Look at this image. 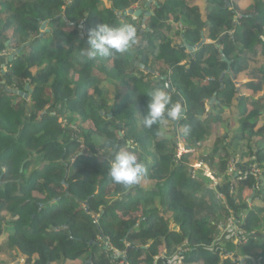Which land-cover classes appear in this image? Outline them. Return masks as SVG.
Masks as SVG:
<instances>
[{
    "label": "trees",
    "instance_id": "trees-1",
    "mask_svg": "<svg viewBox=\"0 0 264 264\" xmlns=\"http://www.w3.org/2000/svg\"><path fill=\"white\" fill-rule=\"evenodd\" d=\"M192 1L0 0V253L11 251L12 264H113L112 248L128 264H155L179 248L183 264H264V95L257 97L264 91V0L245 13L253 15L249 25L235 23L239 9L227 0H209L218 27ZM136 4L151 12L145 24V13L126 15ZM102 23L135 24L137 44L123 55L87 59L81 53L88 32ZM202 40L211 43L188 49ZM260 62L261 80L244 84L246 95L236 82ZM143 69L147 77L138 75ZM98 74L127 88L126 95L110 103ZM165 84L186 108L179 123L169 122V133L143 124L148 92ZM233 108L236 130L194 159L220 179L210 188V177L193 172L191 157L178 156L179 144L199 153ZM185 124L192 129L187 136ZM235 138L258 139L255 151L243 145L238 157ZM97 147L103 159L88 153ZM124 147L148 169L133 187L108 176L107 156ZM237 157L249 164L244 181L229 174ZM247 189L255 194L250 203ZM231 216L245 245L218 238Z\"/></svg>",
    "mask_w": 264,
    "mask_h": 264
},
{
    "label": "clouds",
    "instance_id": "clouds-1",
    "mask_svg": "<svg viewBox=\"0 0 264 264\" xmlns=\"http://www.w3.org/2000/svg\"><path fill=\"white\" fill-rule=\"evenodd\" d=\"M138 42L137 27L133 23L111 26L98 24L88 32L86 48L82 55L89 60L98 57L109 58L129 52ZM147 96L149 102L143 115V124L151 129L154 125L167 126L169 122L179 123L185 115L186 108L181 101H173L168 86H157ZM191 125L183 126L185 136L191 133ZM108 176L112 182L124 187L139 185L147 173V166L135 151L119 148L107 156Z\"/></svg>",
    "mask_w": 264,
    "mask_h": 264
},
{
    "label": "rangeland",
    "instance_id": "rangeland-1",
    "mask_svg": "<svg viewBox=\"0 0 264 264\" xmlns=\"http://www.w3.org/2000/svg\"><path fill=\"white\" fill-rule=\"evenodd\" d=\"M148 3V2H147ZM105 4L107 5V6H110V4H108V2H105ZM152 5V4H151ZM139 7V5H134V7H133V9L135 10V11H137V8ZM144 9H142V11H143ZM144 12H145V10H144ZM140 16H143L144 17V14L142 13ZM178 27H182V25L180 24V25H178ZM86 32H88V30L86 31ZM262 62V61H261ZM261 62L260 63H258V64H256L255 65V63H253L255 66H253V67H255V69H251L250 70V72L252 71H258V69H257V67H259V66H261ZM183 64H185V62L183 63ZM107 66H111L112 65V62L110 61L109 63H107L106 64ZM96 71V70H95ZM4 72H6V70L4 69ZM97 72V71H96ZM95 72V73H96ZM99 75V77L102 79V89L105 91V93L107 94V96L109 97V100H110V103H113L115 100H116V98L117 97H123V96H125L126 95V93H127V88H125V87H122V86H120L119 85V83H117V82H114V81H111L107 76H105V75H102V74H98ZM138 75L139 76H148V72H146V70L145 69H143V70H139L138 71ZM137 75V76H138ZM158 73H152V75H151V77L149 78L151 81H153V82H155L157 79H158ZM244 92H246L247 93V89L245 88V91ZM264 92V91H263ZM263 92H260L258 95H260V96H262V94L264 95V93ZM248 95L250 94V92H248L247 93ZM228 114H230V117L229 118H227L225 121L226 122H223V123H220V124H217L216 125V127H214V133H213V138L211 139V140H209V141H207L206 143H204L203 145H206V146H203V148L204 149H200V151H199V153L197 152V153H195L194 155H193V152H191V151H186L185 150V152H183L184 151V149L182 150V153L181 154H183L184 156H188L189 158L191 157V163H192V165H193V167H196L198 164H199V162L198 161H195L196 159H198L197 157H199V156H202V155H204V156H206L210 151H211V148H212V141H213V139H215V138H217V137H224L225 135H226V133L228 132V131H231V130H234V128L232 127V123H233V121L234 122H236V124L238 123V121H237V119H238V117L239 116H237V117H235V115H238V111H237V109H231V110H228L227 112H226V114H225V116H227ZM60 121H62V119H60ZM63 124L65 125L66 124V122H63ZM142 126V123L140 122V120H139V122H138V127L140 128ZM77 126H75V125H72V128H76ZM173 130V125L170 123V124H168L167 126H162V131H164V133H169L170 131H172ZM121 135V134H120ZM78 135H76V137H77ZM176 138H179V141H181V139H180V137H176ZM78 139H80V140H82L83 138L81 137V136H78ZM229 141H231V140H229ZM256 141H258V139H253V141L250 143V144H246V143H244V142H241L240 144H238L237 142H238V140L235 138V140L234 141H232V142H230L231 144L232 143H235L234 145H235V147H236V145H239L238 146V148L236 149L237 150V155H238V157L240 156V154H241V152H243V150L244 151H246V148H242V146L243 145H250V147H251V149L252 150H254L255 151V143H256ZM180 145H181V143L179 144V152H180ZM127 147H124V149H126ZM81 149L82 150H84L85 149V146L84 145H82L81 146ZM90 155H93V156H95V157H98V159H103V151H101L98 147L95 149V151L92 149H90V151L88 152ZM199 155V156H198ZM181 157V156H180ZM238 157H237V159H232L231 160V162L233 161V160H238ZM195 159V160H194ZM149 160H151L150 158H149ZM231 164V163H230ZM254 166V165H253ZM255 167V166H254ZM255 170V169H254ZM256 173V172H255ZM257 174H259V171L257 172ZM258 179H260L259 177H258ZM218 180V184H219V181H220V179H217ZM155 183L154 182H152V181H147L146 182V186L147 187H152L153 185H154ZM217 186H215L213 183L210 185V188H216ZM252 194H253V192L250 190V189H247L246 190V192H245V198H246V200H248V202L250 201L251 202V200H250V196H252ZM220 196V195H219ZM219 198V197H218ZM219 199H221V198H219ZM225 198H222L221 200L222 201H225L224 200ZM171 228L172 229H175L174 228V225H171ZM178 229V228H177ZM241 228H240V224L238 223H236L235 222V217L234 216H231V218L229 219V224L227 225V226H225L224 227V229L223 230H221V231H219V234H218V238H221L222 236L225 238H229V237H232V236H234L235 237V240H236V238H237V232L240 230ZM244 238H246V237H244ZM244 238L242 237V239H239V238H237V240L235 241L234 240V244L235 245H239L240 243H242L243 245H245L246 243H247V241H248V239L246 238V240H244ZM223 240V239H222ZM242 241V242H241ZM223 243V242H222ZM238 253V252H237ZM166 254H167V256H168V253L166 252ZM158 257V256H157ZM231 257H234L235 258V256H234V254L233 255H231ZM241 258H243L242 256L241 257H238V259H241ZM16 261V258H15V256L13 255V253L11 252V251H9V250H4L3 252H1L0 253V262L1 263H3V264H12L13 262H15ZM21 263H23V262H21ZM77 264H82L83 263V261H78V262H76Z\"/></svg>",
    "mask_w": 264,
    "mask_h": 264
},
{
    "label": "crops",
    "instance_id": "crops-1",
    "mask_svg": "<svg viewBox=\"0 0 264 264\" xmlns=\"http://www.w3.org/2000/svg\"><path fill=\"white\" fill-rule=\"evenodd\" d=\"M209 0H194L190 3L191 6H196L200 9L201 13H209L207 19L210 20V22L214 23L215 27H218L220 25V17L215 13V11H212V9L210 8L209 5ZM254 0H231V5L228 7L234 8L237 7L238 10V14L235 18V23H238V20L242 21V23L244 25H249V23L246 22V19H251V17H253L252 14L248 13L245 14L246 12L249 11V8L253 5ZM228 5V3H227ZM142 11V10H141ZM146 11V10H145ZM144 12V10H143ZM247 17V18H245ZM263 30H264V19H263ZM207 43H211V41L207 40ZM215 45V43H213ZM260 60H263L264 63V56L260 57ZM247 67H245L246 69ZM250 68L246 69L245 72L242 73V81H238L240 84L236 83L237 86H239V88H241L243 90V92L245 91V87H243L244 84L250 82V81H254V82H259L261 80V75H259L255 70L252 72H250ZM245 93V92H244ZM248 93V90H247ZM247 93H245L247 95ZM264 93V92H263ZM263 95V94H262ZM257 97H260V95H258ZM239 115H235V117H237ZM230 117V114H228L227 116H224L223 119H227ZM232 127L234 128V130H236V122L233 121L232 123ZM250 162L254 163V166H256V163L254 162V159H250ZM239 164V165H238ZM238 167L237 171L235 173V175L238 176H243L245 173H247V171H249L247 168L249 167V164L246 163V161L244 162H239L238 160ZM262 177V173L259 172V178ZM250 203V201H249ZM175 229H177V227L174 226ZM158 263H163V260L161 257H156L155 258V262ZM78 262V261H77ZM77 264V263H75Z\"/></svg>",
    "mask_w": 264,
    "mask_h": 264
},
{
    "label": "built area",
    "instance_id": "built-area-1",
    "mask_svg": "<svg viewBox=\"0 0 264 264\" xmlns=\"http://www.w3.org/2000/svg\"><path fill=\"white\" fill-rule=\"evenodd\" d=\"M180 149L181 150H180L179 155H178L179 157L183 155V154H181L182 153V150L184 149L183 152H185V150H186L185 147L183 146V144L180 145ZM237 164H238V160H233L231 162V164L229 165V174L230 175H233L234 173H236V171H237V168H236ZM193 169H194V171H193L194 173L196 171H203L205 176L211 178V180H212V182H213V184L215 186L218 185L217 178H215L213 176V174L210 171V169L204 163L199 162V164L196 167H193ZM252 172L253 173H255V172L257 173L258 170H254L253 169ZM236 176H238V175H236ZM240 179L243 180V181L246 180L247 179V173H245L243 176H241ZM219 195H218L219 198H221V199L224 198V196L222 194H219ZM237 238L242 239L241 237H238V236H237ZM237 238H236V240H237ZM244 240H246V238H244ZM112 252H113V257H112L111 262L113 264H128L125 261V254L124 253L119 252L115 248H112ZM182 255L183 254H182V249L181 248H179V250H178V252L176 254H174L173 256H170V257H168L167 254H166V252H165L163 254V256H158V257H161L162 258L163 263H158L156 261L155 264H183Z\"/></svg>",
    "mask_w": 264,
    "mask_h": 264
},
{
    "label": "water",
    "instance_id": "water-1",
    "mask_svg": "<svg viewBox=\"0 0 264 264\" xmlns=\"http://www.w3.org/2000/svg\"><path fill=\"white\" fill-rule=\"evenodd\" d=\"M152 2H153V0H148L147 6H149ZM227 3H228V6H230V5H231V0H227ZM142 13H145V14H146V17L143 19V24H145V22H146V20H147V17L151 14V12H148L147 10H146L145 12H143V11H141V10H138V11H130V12L126 13V15L140 16ZM42 28L45 29V28H46V25L44 24ZM205 42H206L205 40H202V42L200 43V45H199L198 47L195 48V47L188 46V49H189L190 51L193 52V51H195L196 49L200 48ZM19 52H20V51H17V52L12 53L11 55H9V56H8V61H13V59L15 58V56H16ZM224 60L229 64V66L231 65V62H230L227 58H224ZM3 67H4V69L6 70V67H5V66H3ZM229 70H230V68H229ZM223 76H224V75H223ZM236 83L240 84L239 82H236ZM167 86H168V89L171 91V90H172L171 86H170V85H167ZM237 88L239 89V86H237ZM21 94H22V93H21ZM215 101H216V97H214V98L210 101L209 106H212V105L215 103ZM45 114H46V112H45ZM110 117H112V116H110ZM121 135H122V134H121ZM254 195H255V194H253V197H254Z\"/></svg>",
    "mask_w": 264,
    "mask_h": 264
},
{
    "label": "flooded vegetation",
    "instance_id": "flooded-vegetation-1",
    "mask_svg": "<svg viewBox=\"0 0 264 264\" xmlns=\"http://www.w3.org/2000/svg\"><path fill=\"white\" fill-rule=\"evenodd\" d=\"M207 42V41H206ZM225 61V60H224ZM63 184H65V182H63Z\"/></svg>",
    "mask_w": 264,
    "mask_h": 264
}]
</instances>
